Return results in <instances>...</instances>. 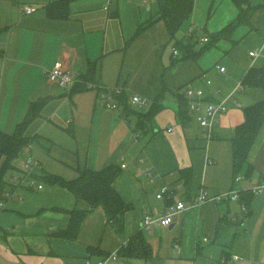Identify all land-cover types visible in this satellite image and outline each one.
<instances>
[{"label": "crops", "instance_id": "obj_1", "mask_svg": "<svg viewBox=\"0 0 264 264\" xmlns=\"http://www.w3.org/2000/svg\"><path fill=\"white\" fill-rule=\"evenodd\" d=\"M58 1L0 0V130L14 133L30 104L46 100L26 131L32 145L6 174L14 198L0 213V264H98L113 255L106 264H221L233 255L241 257L237 264H264V188L252 195L248 208L240 198L210 200L187 209L167 228L143 227L145 216L164 215L178 201L194 204L202 192L210 197L250 192L264 181V123L237 177L232 143L244 122V108L261 97L242 81L251 69L264 68V0H249L242 8L234 0H195L191 18L175 38L163 20L134 37L158 14L157 0H73L68 19H52L47 10ZM27 6L36 10L24 13ZM242 10H249L247 20L217 38ZM205 37L210 47L200 42ZM187 44L201 53L185 58L180 49ZM254 51L258 55L250 56ZM59 62L73 74L70 89L47 77ZM91 64L94 80L86 82ZM84 83L86 90L78 91ZM190 84L203 89L209 101L231 96L210 140L203 137L196 114L190 111L187 127L180 118ZM115 89L138 112L160 101L162 109L145 132H134L135 116L125 115L117 98L119 109L102 106L101 93ZM133 96L148 106L131 104ZM28 156L37 162L31 177L42 189L20 184L21 164ZM112 164L122 168L115 189L133 205L125 214L124 233H117L99 207L86 217L77 240L54 237L67 228L68 211L90 206L46 178L71 181L85 170ZM188 169L189 188L183 172ZM163 186L172 194L158 199ZM137 232L149 242L151 259L118 255Z\"/></svg>", "mask_w": 264, "mask_h": 264}, {"label": "trees", "instance_id": "obj_2", "mask_svg": "<svg viewBox=\"0 0 264 264\" xmlns=\"http://www.w3.org/2000/svg\"><path fill=\"white\" fill-rule=\"evenodd\" d=\"M72 1L60 0L52 4L48 7V16L52 19H68L69 4ZM234 1L241 8L243 5L249 3V0ZM157 2L159 5L158 14L147 23L142 24L137 29L134 37L139 36L155 21L163 20L171 36L175 38L176 33L191 18L195 5V0H157ZM248 15L249 10H242L238 18L218 34L217 38L227 36L236 26L244 23ZM113 16H118V14L115 13ZM129 44L130 42H127L126 46ZM207 46L210 47L211 43ZM180 50L184 52L185 58H196L201 53L195 52L192 44L181 45ZM95 70V65L91 64L86 82L94 80ZM242 85L245 89L261 94V97L260 100H257L251 106L244 108V122L236 128L232 137L235 177L239 175L242 168L247 164L251 149L264 123V68L251 69L244 77ZM86 87V83L80 84L78 91H84ZM116 98L119 104H123V113L125 115L135 116V133L145 132L148 125L153 123L156 114L162 109V104L157 100L148 112H138L133 109L132 105L127 103L126 95L123 92L117 95ZM45 104L46 100L31 103L24 120L17 125L14 133L7 134L0 130V163H2L0 170V200L3 199L6 191L11 190V188L8 189L10 185L5 180L6 174L15 169L14 161L33 143V140L26 136V131L29 125L40 116ZM179 113L184 127L189 126L192 117L187 101L181 103ZM121 172L122 168L119 165L112 164L98 171L85 170L78 178L71 181H66L58 176H48L46 178L47 183L65 188L77 200H83L90 206V209L87 211H79L76 209L68 211L70 220L67 228L59 230L53 236L72 241L77 240L84 220L91 212L99 207L104 209L109 222L114 225L117 233L123 234L125 231V214L133 209V205L126 204L114 187V183L121 175ZM183 172L185 184L189 188L191 183V169L184 170ZM253 194V191L239 194L240 202L244 207H249ZM249 215L250 212L247 213L246 217ZM118 255L122 258L151 259L153 253L143 233L137 232L131 237L128 244L119 250Z\"/></svg>", "mask_w": 264, "mask_h": 264}, {"label": "built area", "instance_id": "obj_3", "mask_svg": "<svg viewBox=\"0 0 264 264\" xmlns=\"http://www.w3.org/2000/svg\"><path fill=\"white\" fill-rule=\"evenodd\" d=\"M36 9L34 7H24V13H32ZM193 29H190L188 33V38L192 37ZM201 43H208L209 38H202ZM174 54L178 55V51L174 50ZM257 52H250V56L256 57ZM221 72H224L226 68L220 67ZM47 77L51 82L58 84L61 88L70 89L74 85V77L70 70H68L63 63L59 62L47 72ZM208 84H211V81H207ZM121 89H115L113 91H105L101 93L100 102L102 106H106L109 109H119L118 102L116 101V96L122 94ZM184 95L189 106V110L196 114V120L198 121L203 137L207 140H210L214 137L215 129L220 123L221 116L225 114L228 109V102L231 96L224 98L219 102L209 101L205 97L203 89L195 88L191 84L185 87ZM236 103V102H235ZM131 104L140 107L148 106L149 102L139 96H133L131 98ZM36 160L33 156L26 157L22 164L21 169L23 171V179L20 182L21 185L26 183L31 188L42 189V185H37V180L31 177V174L35 168ZM125 167V166H123ZM150 174V173H149ZM151 175V174H150ZM241 178H237V181H240ZM264 188V181L252 189L254 193L260 192ZM172 194L171 188L169 186H163L159 193L157 194L158 199H163L166 195ZM14 198L13 190H8L5 192L3 199L0 200V213L6 208L7 202ZM239 199V193L233 191L226 193L224 195L210 197L206 192H202L194 204L187 205L185 201H178L175 206H173L166 214L160 216L147 215L144 218L143 227L147 230H151L154 226L169 227L171 226L175 219L185 212L189 208L201 206L202 204L210 200H225V199ZM207 241V240H205ZM116 255L111 256L105 260L100 261L98 264H106L111 258H115ZM241 260L239 255H233L231 257H223L221 264H237ZM87 264H91L88 262Z\"/></svg>", "mask_w": 264, "mask_h": 264}]
</instances>
